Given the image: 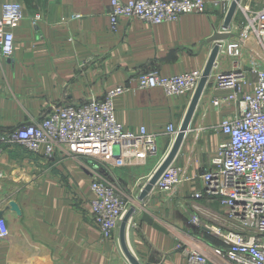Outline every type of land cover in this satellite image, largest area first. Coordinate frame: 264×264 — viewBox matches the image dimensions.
Wrapping results in <instances>:
<instances>
[{"label":"crops","instance_id":"1","mask_svg":"<svg viewBox=\"0 0 264 264\" xmlns=\"http://www.w3.org/2000/svg\"><path fill=\"white\" fill-rule=\"evenodd\" d=\"M110 1L0 0V15L5 3H19L23 11L14 29L13 54L0 56V132L39 121L53 106L101 99L142 71L156 70L162 76L203 71L213 46L209 39L222 29L228 8L217 0H204V13H186L177 21L153 25L120 17L113 31ZM252 1L241 0L240 6L251 7ZM239 7L233 26L240 22L237 11L242 16ZM250 54L246 50L241 58L244 66L254 63ZM234 64L235 59L218 53L171 163L184 170L182 183L168 194L153 188L135 206L125 242L141 264H183L185 249L220 244L206 228L191 224L189 213L195 202L203 214L223 211L216 199L195 201L191 196L201 190V174L227 140L219 124L234 115L235 107L216 108L211 102L227 93L213 88L215 75ZM248 81L245 91L252 89L254 75L248 74ZM192 95L167 96L155 87L114 97V117L123 130L143 127L157 134V152L142 165L113 167L61 149L46 156L42 148L32 153L18 145L0 153V212L8 228V235L0 239V264H130L118 230L106 239L97 229L90 207L91 181L95 176L111 179L129 201L138 196L174 142L166 126L172 124L178 131ZM142 214L151 215L165 232L141 221ZM203 214V224L215 223Z\"/></svg>","mask_w":264,"mask_h":264},{"label":"built area","instance_id":"2","mask_svg":"<svg viewBox=\"0 0 264 264\" xmlns=\"http://www.w3.org/2000/svg\"><path fill=\"white\" fill-rule=\"evenodd\" d=\"M217 1L228 7L232 0ZM205 8L204 0H111L108 16L114 31L120 17L153 25L177 21L186 13H204ZM239 8L242 19L238 25L230 23L227 29L218 30L231 34L227 40L215 42L218 53L235 59V64L229 71L215 75L213 88L227 93L214 96L211 102L216 108L232 104L234 115L220 122L219 129L227 140L219 145L210 167L201 174V190L191 196L195 201L205 196L216 199L223 211L203 214L195 202L189 213L190 223L206 228L220 244L185 249L183 264H264V5L257 10L248 5ZM22 18L19 3L3 4L0 56L8 58L13 54L14 29ZM37 20L35 16L33 21ZM246 50L254 60L250 66L241 61ZM248 74L254 75V81L252 89L245 91ZM201 75V70L173 76H162L156 70L142 71L130 76L126 84L106 91L101 99L53 106L39 121L0 132V153L18 145L32 153L42 148L46 156L61 149L113 167L142 165L157 152V134L143 127L139 131L123 130L114 117V97L155 87L162 88L167 96L193 94ZM165 133L175 137L177 130L168 124ZM183 180L184 170L170 164L153 188L173 193ZM117 186L113 180L96 176L90 184L94 195L91 212L100 235L106 239L118 230L127 209L141 202L137 196L129 201ZM201 214L215 223L203 224ZM7 235V224L0 218V239Z\"/></svg>","mask_w":264,"mask_h":264},{"label":"water","instance_id":"3","mask_svg":"<svg viewBox=\"0 0 264 264\" xmlns=\"http://www.w3.org/2000/svg\"><path fill=\"white\" fill-rule=\"evenodd\" d=\"M241 0H232L227 8V12L225 14L224 17V22H223V26L222 29H227L228 26L230 25L232 18L236 12V10L238 9L239 5H240ZM231 36V34L227 33V32H222V31H215L212 36L210 37L209 41L213 43L212 46V50L209 56V59L207 61V64L204 68V70L202 71V75L199 79V82L196 86V89L193 92L189 107L187 109V112L185 114V117L183 119V122L181 124V126L179 127L177 134L175 136L174 142L169 150V152L167 153V155L164 157V159L160 162V164L158 165V167L155 169V171L153 172V174L148 178V180L144 183V185L142 186L141 190H140V194L137 196V199L139 201H142L145 196L152 190L153 186L156 184V182L158 181V179L161 177V175L163 174V172L165 171V169L173 162L174 157L176 156L180 145L183 141V138L185 136V133L189 127L191 118L193 116V113L195 111V108L197 106L198 100L200 98V95L207 83L208 77L210 75L211 69L215 63V60L218 56V45L215 43L216 41H220V40H227L229 37ZM10 206L11 208L18 212V206L14 203V202H10ZM136 211V207L135 206H131L130 208L127 209V211L124 213L120 224H119V228H118V233H119V242H120V246H121V250L123 252V254L125 255L126 259L128 260V262L130 264H141L139 262V260L137 258H135L128 250L127 246H126V242H125V230H126V226L129 223L130 218L133 216V214ZM2 213L0 212V218H2ZM141 221L151 225L153 228H155L156 230L165 232L164 228L162 227V225L156 221L151 215L148 214H142L141 216Z\"/></svg>","mask_w":264,"mask_h":264},{"label":"rangeland","instance_id":"4","mask_svg":"<svg viewBox=\"0 0 264 264\" xmlns=\"http://www.w3.org/2000/svg\"><path fill=\"white\" fill-rule=\"evenodd\" d=\"M264 5V0H253L252 2H251V8L253 9V10H257V9H260L262 6ZM236 19L237 20H241L242 19V16H240V12L239 11H237V13H236ZM241 17V18H240ZM111 180V179H110ZM118 184V186H117V188H118V190H119V192H122L123 190L121 189V187H119V186H121L119 183H117ZM216 241H218V238L217 237H215V242Z\"/></svg>","mask_w":264,"mask_h":264}]
</instances>
